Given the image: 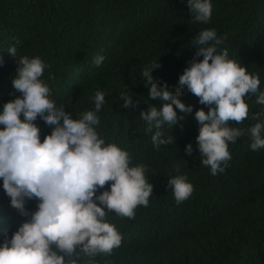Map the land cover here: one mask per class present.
Wrapping results in <instances>:
<instances>
[{"label": "trees", "instance_id": "1", "mask_svg": "<svg viewBox=\"0 0 264 264\" xmlns=\"http://www.w3.org/2000/svg\"><path fill=\"white\" fill-rule=\"evenodd\" d=\"M211 5L210 22L201 24L192 22L187 0H0V110L14 98L11 79L19 56H38L50 65L42 78L57 106L79 118L94 108L95 92H104L98 134L129 152L130 166L148 167L153 185L148 206H138L132 219L109 213L107 221L123 239L112 255L95 257L97 264H264V149L252 151L246 133L229 144V167L213 176L200 163L195 140L199 125L194 112L208 109L186 89L180 99L193 112L163 130L174 137L173 144L154 149L140 118L141 110L163 103L148 97L142 69L157 59L161 66L153 77L173 90L194 56L190 41L204 28L226 37L220 47L249 73H257L264 91V0H211ZM16 39L21 43L13 57L7 50ZM96 55L105 58L99 66L93 63ZM49 72L54 80L48 79ZM122 91L131 92L138 106L121 107ZM245 102L249 118L238 127L247 129L256 122L252 114L264 106L255 103V96ZM35 123L42 142L51 129L39 118ZM187 144L192 145L190 155ZM177 174L194 188L179 205L167 187L168 178ZM36 206L35 200L26 203L29 212ZM28 218L10 206L0 180V242Z\"/></svg>", "mask_w": 264, "mask_h": 264}, {"label": "clouds", "instance_id": "2", "mask_svg": "<svg viewBox=\"0 0 264 264\" xmlns=\"http://www.w3.org/2000/svg\"><path fill=\"white\" fill-rule=\"evenodd\" d=\"M187 7L193 23L210 22L211 0H187ZM225 39L214 28L202 29L190 41L194 56L171 91L166 82L160 83L152 75L161 66L157 59L141 71L148 97L163 102L159 108L152 105L140 111L154 149L173 144L174 137L165 136V126L171 129L185 118L183 114L193 112L192 106L180 99L185 89L207 107V112L202 108L194 112L199 125L195 140L200 163L213 176L229 167V144H235L246 133L252 151L264 149V111L252 114L251 119L256 121L252 126L238 127L249 118L246 97L255 96V103L264 106L259 75L249 73L239 60L229 57L228 49L220 47ZM20 43L16 39L8 54L18 56L16 45ZM104 59L96 55L93 63L99 66ZM49 68L38 56H19L11 79L10 95L14 98L0 110L2 188L10 206L29 217L10 238L4 234L0 264H97L95 257L112 255L123 239L107 221L109 213L132 219L135 209L147 207L153 194L147 165L130 166L132 155L116 144L106 143L96 130L105 93L96 91L91 97L94 108L74 119L64 105L57 106L52 99V89L42 78ZM48 79H55L51 72ZM130 93L121 92V107L138 106ZM37 118L51 129L42 142ZM230 122L237 126L230 127ZM185 152L192 153L191 144L185 146ZM167 187L177 205L194 191L183 174L168 178ZM32 200L37 206L29 212L26 203Z\"/></svg>", "mask_w": 264, "mask_h": 264}]
</instances>
